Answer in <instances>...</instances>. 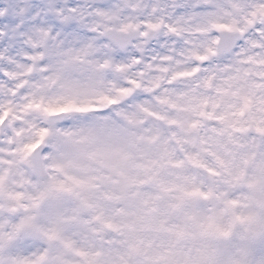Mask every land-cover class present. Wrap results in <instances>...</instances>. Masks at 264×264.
I'll use <instances>...</instances> for the list:
<instances>
[{
	"label": "snow or ice",
	"instance_id": "6c2138e0",
	"mask_svg": "<svg viewBox=\"0 0 264 264\" xmlns=\"http://www.w3.org/2000/svg\"><path fill=\"white\" fill-rule=\"evenodd\" d=\"M0 264H264V0H0Z\"/></svg>",
	"mask_w": 264,
	"mask_h": 264
}]
</instances>
